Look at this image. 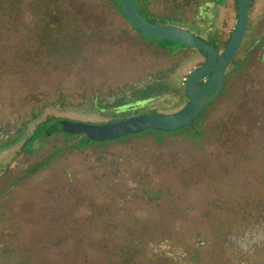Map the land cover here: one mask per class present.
Listing matches in <instances>:
<instances>
[{"label": "rangeland", "instance_id": "obj_1", "mask_svg": "<svg viewBox=\"0 0 264 264\" xmlns=\"http://www.w3.org/2000/svg\"><path fill=\"white\" fill-rule=\"evenodd\" d=\"M147 2L149 20L209 40L210 21L226 35L238 21L233 0ZM203 61L114 0H0V264H264V0L193 127L28 141L49 115L123 119L130 94L151 96L140 113L178 111Z\"/></svg>", "mask_w": 264, "mask_h": 264}, {"label": "water", "instance_id": "obj_2", "mask_svg": "<svg viewBox=\"0 0 264 264\" xmlns=\"http://www.w3.org/2000/svg\"><path fill=\"white\" fill-rule=\"evenodd\" d=\"M252 3L253 0H238L239 16L236 28L226 48L219 52L213 44L193 31L152 22L144 17L136 6V0H121L126 19L138 30L158 39L182 43L207 55V62L191 71L186 80L185 91L190 102L175 113L144 114L105 124L63 119L54 123L49 132L85 134L92 141H107L146 129L170 132L184 126H193L204 107L222 91L225 72L245 37L249 5Z\"/></svg>", "mask_w": 264, "mask_h": 264}, {"label": "trees", "instance_id": "obj_3", "mask_svg": "<svg viewBox=\"0 0 264 264\" xmlns=\"http://www.w3.org/2000/svg\"><path fill=\"white\" fill-rule=\"evenodd\" d=\"M115 2H117V4L119 5V7H120V9H121V11H122V6H121V0H114ZM141 1V5L144 7V9L145 10H148V8H147V0H140ZM234 1V10H235V12H236V17H237V19H238V16H239V9H238V0H233ZM226 3V2H225ZM136 6H137V8H138V10H139V12L143 15V13L141 12V10L139 9V6H138V3H137V0H136ZM123 12V11H122ZM144 16V15H143ZM147 18V17H146ZM152 21V20H151ZM153 22V21H152ZM220 26H222V24H220ZM215 26L213 25V24H210L209 25V34H210V39L211 40H209V39H205V38H203L202 36H200L202 39H204V40H206V41H208V42H210L211 44H213L220 52H222L225 48H226V46L228 45V43H229V41H230V39H231V37H232V35H233V33H234V30H232V32H230V34L229 35H226V33L224 32V30H223V28L222 27H220V29H219V31L217 30L216 31V34L215 33H213V28H214ZM218 32V33H217ZM158 39V38H157ZM159 40H163V39H159ZM163 42H167V43H177V44H181V45H183V46H187V45H184V44H182V43H178V42H174V41H170V40H163ZM188 47H190V46H188ZM194 49V48H193ZM197 53H199V54H202L204 57H205V61H203V62H201L200 64H199V66L200 65H203V64H205L206 63V61H207V55L203 52V51H201V50H197V49H194ZM188 76V75H187ZM183 92H184V94H186V92H185V86H183ZM126 117V116H125ZM124 117V118H125ZM51 118H53L51 115H49L48 117H47V119H45V120H41V121H39L37 124H36V126L33 128V130H32V132H31V135H30V137L28 138V141H31V142H35V141H37L39 138H41L43 135H51V133L49 132L50 131V129H51V126L54 124V123H56L57 121L55 120V121H53V119H51ZM122 118H120V117H116V118H112V119H110L108 122H115V121H118V120H121ZM106 123V122H105ZM152 130V129H151ZM154 131H157V132H159V133H164V132H166V131H163V130H156V129H153ZM169 133H172V132H169ZM68 135H73V134H68ZM87 138H88V136L87 135H85Z\"/></svg>", "mask_w": 264, "mask_h": 264}, {"label": "flooded vegetation", "instance_id": "obj_4", "mask_svg": "<svg viewBox=\"0 0 264 264\" xmlns=\"http://www.w3.org/2000/svg\"><path fill=\"white\" fill-rule=\"evenodd\" d=\"M210 1H208L207 3H209ZM251 5H249V7H250ZM207 8V7H206ZM209 8V7H208ZM204 12L205 13H210L209 12V10L207 9V10H204ZM145 17V16H144ZM248 20H249V12H248ZM214 21V20H213ZM210 24H212V21H210V23L208 24V26L210 25ZM134 27V26H133ZM135 28V27H134ZM236 28V27H235ZM248 28V27H247ZM136 30H138L137 28H135ZM235 30V29H234ZM247 32V31H246ZM246 35V34H245ZM244 40V39H243ZM243 42V41H242ZM242 44V43H241ZM241 46V45H240ZM190 48H192V47H190ZM240 48V47H239ZM239 50V49H238ZM195 51V50H194ZM220 52V51H219ZM238 52V51H237ZM237 54V53H236ZM236 54H235V56H236ZM235 56H234V58H235ZM233 58V59H234ZM207 62V61H206ZM232 62V61H231ZM231 64V63H230ZM201 66V65H200ZM199 67V66H198ZM229 68V67H228ZM228 70V69H227ZM227 70H226V72H225V75H224V77H226V73H227ZM193 71V70H192ZM191 72V71H190ZM189 76V75H188ZM188 78V77H187ZM187 78L185 79V82H184V86H185V83H186V80H187ZM224 79V78H223ZM223 84H224V82H223ZM223 89V88H222ZM186 92V91H185ZM222 92V91H221ZM220 92V93H221ZM170 95H172V94H164L163 96H162V98H165V99H167ZM181 95V97H183V98H187L188 99V102L186 103V105L190 102V98H189V96H188V94H180ZM221 94H218L217 96H216V98L218 97V96H220ZM130 96H131V99L129 100V101H127V102H124V103H122V104H118V105H120L119 107H122V106H127L128 107V110L127 111H121V114H125L126 116H128V117H125V118H123V119H127V118H131V117H135V116H139V115H144V114H157L158 113V109H160V107H158V106H156V105H154V107L156 106V109H155V112H151V113H140V110H142V109H147V110H153V109H151L152 108V103H150L148 106H145V107H143V106H141L140 104L138 105V103H140V101L141 100H148V99H150V97H146V98H139V97H132V95L130 94ZM215 98V99H216ZM164 99V100H165ZM214 99V100H215ZM159 102H163V101H159ZM212 102V101H211ZM137 103V104H136ZM185 105V106H186ZM208 105V104H207ZM206 105V106H207ZM184 106V107H185ZM183 107V108H184ZM182 108V109H183ZM102 109V108H101ZM181 110V109H180ZM180 110H178V111H180ZM116 111V112H115ZM175 112H177V111H171V112H165V113H175ZM102 113V112H101ZM114 113H116L117 114V110H114ZM128 114V115H127ZM198 117H200V115L198 116ZM198 117L195 119V121L198 119ZM122 119V120H123ZM63 120V119H62ZM69 120H71V119H69ZM58 121H60V120H57V122ZM73 121H75V120H73ZM77 121V120H76ZM195 121H194V123H195ZM84 122V121H83ZM88 123H95V122H88ZM97 124H105V123H97ZM194 126V125H193ZM193 126H191V127H193ZM178 130V129H177ZM154 131V130H153ZM176 131V130H175ZM61 132V131H60ZM157 132V131H156ZM170 132H174V131H170ZM61 133H65V134H70V133H66V132H61ZM164 133H169V131H166V132H164ZM83 135V134H82ZM85 135V134H84ZM70 136H73V135H70ZM96 142H98V141H96ZM257 241H259V240H257ZM256 242V241H255ZM260 243H261V241H260ZM236 245V244H235ZM253 245H254V242H251V246H247L246 248H242V244H238V246H239V248H240V251H242L243 253L245 252V253H247V254H252V252H253V249H255V247H253ZM239 251V252H240ZM242 263H244V262H242ZM245 264V263H244Z\"/></svg>", "mask_w": 264, "mask_h": 264}]
</instances>
